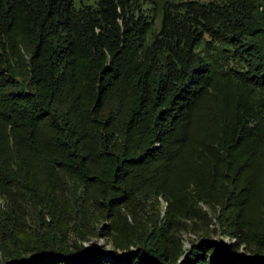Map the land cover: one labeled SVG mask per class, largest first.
Listing matches in <instances>:
<instances>
[{"label": "trees", "instance_id": "1", "mask_svg": "<svg viewBox=\"0 0 264 264\" xmlns=\"http://www.w3.org/2000/svg\"><path fill=\"white\" fill-rule=\"evenodd\" d=\"M0 200V264L264 262V0H0Z\"/></svg>", "mask_w": 264, "mask_h": 264}, {"label": "rangeland", "instance_id": "2", "mask_svg": "<svg viewBox=\"0 0 264 264\" xmlns=\"http://www.w3.org/2000/svg\"><path fill=\"white\" fill-rule=\"evenodd\" d=\"M202 1H210V0H202ZM1 201V200H0ZM214 224H212V225H210V227L212 228V229H214ZM191 235H185V237H186V239H188L189 237H190ZM214 239L216 240V241H222L223 243H228V241H229V239L228 238H225L224 240H222L221 238H220V236H217V235H215L214 234ZM93 244H95V246L100 250L102 247H104L105 245H107V252H111L112 251V246H111V244H108L104 239H99V240H94L93 241ZM90 244H88V246H89ZM186 246L188 247L189 245H188V243L186 244ZM242 253L243 254H246L245 253V251L243 250L242 251ZM109 257H111V258H113L112 256H109ZM254 257H251V258H248L247 257V264H262V263H259V262H254V261H252V259H253Z\"/></svg>", "mask_w": 264, "mask_h": 264}, {"label": "water", "instance_id": "3", "mask_svg": "<svg viewBox=\"0 0 264 264\" xmlns=\"http://www.w3.org/2000/svg\"><path fill=\"white\" fill-rule=\"evenodd\" d=\"M187 255H188V253L186 254V256H187ZM252 261H254V262H259V263L264 264V262H263L261 259H259V258H255V257H254V258L252 259ZM151 264H155V263L151 262ZM183 264H187L185 260L183 261Z\"/></svg>", "mask_w": 264, "mask_h": 264}]
</instances>
